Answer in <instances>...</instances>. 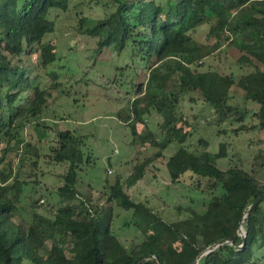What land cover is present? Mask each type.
Wrapping results in <instances>:
<instances>
[{
    "label": "trees",
    "instance_id": "trees-1",
    "mask_svg": "<svg viewBox=\"0 0 264 264\" xmlns=\"http://www.w3.org/2000/svg\"><path fill=\"white\" fill-rule=\"evenodd\" d=\"M114 2L116 11L104 20L91 21L90 28L84 29L87 19H81L80 31L98 38L99 51L111 48L121 55L132 46L133 52L149 53L153 58L146 65L147 81L138 87L130 112H126L134 121L131 130L136 140L158 148L140 163L138 178L163 158L169 146L178 144L166 162L172 183L191 172L208 179L221 194L211 198L203 213L191 210L188 218L167 222L145 203L134 201L118 177L109 188L108 201L132 212L133 224L145 238L131 251L118 249L112 245V207L94 205L80 195L77 186L82 166L91 161L89 156L86 159L84 138L70 130L60 132L49 158L58 165L68 164V170L58 190L60 205L53 220L57 244L42 255L47 239L41 227L34 221L13 222L26 183L19 173L14 174L7 156L24 143L20 134L28 122L43 124L48 93L35 86L30 70L15 61L37 55L44 68L56 62L58 45L44 41L56 28L49 16L53 9L68 11L69 0H0V139L6 145L0 150V264H262L264 257L257 252L264 249V202L249 209L264 195V185L240 168L220 170L209 151H190L186 144L192 128L179 105L180 96L194 93L214 109L220 121L243 122L244 113L229 104L231 90L237 85L247 101L260 105L259 128L264 131V70L260 68L264 66V0ZM206 24H211L210 37L219 44L232 43L242 52L239 63H247L255 71L238 81L217 71L199 72V64L211 52L196 43L192 33ZM52 76L57 78L56 73ZM30 90L33 95L22 105V96ZM141 109L163 118L160 140L145 124ZM3 113L7 118H2ZM138 124H143L147 135L138 132ZM246 128L242 124L236 132ZM201 143L208 146L207 141ZM256 159L264 167V151ZM138 178L128 179V187L135 186ZM75 200L77 204H73ZM242 221L245 236L239 233Z\"/></svg>",
    "mask_w": 264,
    "mask_h": 264
},
{
    "label": "rangeland",
    "instance_id": "rangeland-1",
    "mask_svg": "<svg viewBox=\"0 0 264 264\" xmlns=\"http://www.w3.org/2000/svg\"><path fill=\"white\" fill-rule=\"evenodd\" d=\"M116 7L114 0H69L68 11L53 9L49 16L56 28L44 41L58 45L56 62L44 68L37 55L15 61L30 70L35 86L48 93L43 124L28 122L20 134L24 143L7 156L14 174L19 173L26 183L13 222L20 225L34 221L41 227L47 239L42 255L57 244L53 220L60 205L58 190L68 170V164L58 165L49 158L60 132L70 130L84 138L86 159L89 156L91 161L82 166L77 186L80 195L91 199L94 205L112 207V245L118 249L125 247L131 251L145 239L133 224V213L120 208L115 201H108L109 188L118 177L134 201L145 203L167 222L188 218L191 210L203 213L211 198L221 194L208 179L191 172L172 183L166 162L178 150V144L169 146L163 158L151 164L143 178H138L140 163L152 157L158 148L136 140L131 130L134 121L127 118L126 112H130L138 87L142 82L145 85L149 73L146 65H151L153 58L149 53L133 52L132 46L121 55L111 48L99 51L98 38L87 37L80 31L81 19H87L83 28H90L91 21L108 18ZM210 28L211 24H206L192 33L196 43L211 52L199 64V72L217 71L238 81L255 71L249 64L239 63L242 52L232 43L219 44L210 37ZM260 68L264 70V66ZM52 73H56V79ZM56 84L60 87H55ZM231 91L229 104L244 113L243 122L220 121L214 109L194 93L180 96L181 112L192 128L186 145L192 152L213 153L220 170L240 168L264 185V167L256 161L259 152L264 151V131L259 128L258 120L260 105L247 101L237 85ZM32 95L33 90L23 95L22 105ZM140 115L154 138L160 140L163 118L155 112L146 114L143 109ZM2 118H7L5 113ZM242 124L247 128L236 132ZM138 129L140 134L147 135L143 124H138ZM201 140L207 141L208 146ZM5 147L0 139V150ZM137 178L136 185L129 188L126 181ZM34 213H37L35 218ZM243 223L240 236H245ZM202 238L200 234V246ZM257 255L264 257V249Z\"/></svg>",
    "mask_w": 264,
    "mask_h": 264
},
{
    "label": "water",
    "instance_id": "water-1",
    "mask_svg": "<svg viewBox=\"0 0 264 264\" xmlns=\"http://www.w3.org/2000/svg\"><path fill=\"white\" fill-rule=\"evenodd\" d=\"M262 202H264V195H262L260 198L257 199L256 202L253 203V205L250 207L249 210H253L256 208L258 205H260ZM246 238L244 237V244H245ZM210 252V251H209Z\"/></svg>",
    "mask_w": 264,
    "mask_h": 264
}]
</instances>
